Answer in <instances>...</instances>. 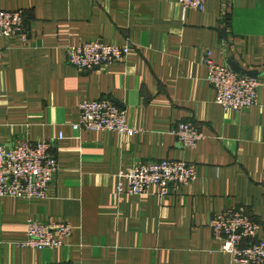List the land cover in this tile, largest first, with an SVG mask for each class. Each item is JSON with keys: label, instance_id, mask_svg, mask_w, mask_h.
<instances>
[{"label": "crops", "instance_id": "0c3cea01", "mask_svg": "<svg viewBox=\"0 0 264 264\" xmlns=\"http://www.w3.org/2000/svg\"><path fill=\"white\" fill-rule=\"evenodd\" d=\"M22 11L28 41L0 38V145L52 141L57 172L45 200H0V264H236L209 221L244 207L264 241V91L241 112L216 103L204 63L236 60L264 77V0H0ZM93 40L131 45L125 62L81 72L68 49ZM111 99L139 133L75 131L78 105ZM196 124L195 148L171 134ZM180 160L197 178L167 199L119 196L134 161ZM73 227L62 248H21L28 222Z\"/></svg>", "mask_w": 264, "mask_h": 264}, {"label": "built area", "instance_id": "2783aa9c", "mask_svg": "<svg viewBox=\"0 0 264 264\" xmlns=\"http://www.w3.org/2000/svg\"><path fill=\"white\" fill-rule=\"evenodd\" d=\"M208 0H180L184 12H204ZM25 15L22 11H0V38L28 41ZM131 45L120 46L93 40L68 49V64L81 72H92L125 62ZM204 63L208 68L207 82L216 92V103L226 111L241 112L260 103L264 77L240 75L228 66L216 65L211 53ZM80 117L73 124L75 131L119 132L129 136L139 133L129 126L127 112L111 99L84 100L78 105ZM178 144L195 148L203 139L194 123H179L171 132ZM59 171L58 160L52 154V141L20 142L10 147L0 145V200L37 199L49 196L50 186ZM119 196H147L157 190L167 199L173 191L191 184L197 178L196 166L180 160L134 161L120 175ZM214 237L221 243V252L233 256L236 264H264V241L258 240L259 224L244 207L214 214L210 221ZM1 227V222H0ZM73 227L65 222H28L27 239L21 248L56 250L64 246ZM72 264V263H58Z\"/></svg>", "mask_w": 264, "mask_h": 264}, {"label": "water", "instance_id": "95a60500", "mask_svg": "<svg viewBox=\"0 0 264 264\" xmlns=\"http://www.w3.org/2000/svg\"><path fill=\"white\" fill-rule=\"evenodd\" d=\"M229 65L233 71H235L236 73H238L240 75L251 77V78H261L260 72H258V71H246L239 66V64L237 63L236 60H232Z\"/></svg>", "mask_w": 264, "mask_h": 264}]
</instances>
